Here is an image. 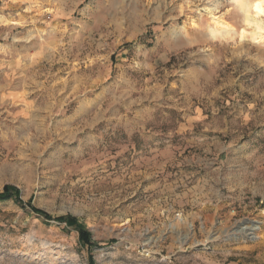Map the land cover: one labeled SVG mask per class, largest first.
<instances>
[{
  "label": "rangeland",
  "instance_id": "1",
  "mask_svg": "<svg viewBox=\"0 0 264 264\" xmlns=\"http://www.w3.org/2000/svg\"><path fill=\"white\" fill-rule=\"evenodd\" d=\"M243 19L234 0H0V193L22 204L0 202V264H264V41Z\"/></svg>",
  "mask_w": 264,
  "mask_h": 264
},
{
  "label": "clouds",
  "instance_id": "2",
  "mask_svg": "<svg viewBox=\"0 0 264 264\" xmlns=\"http://www.w3.org/2000/svg\"><path fill=\"white\" fill-rule=\"evenodd\" d=\"M242 10L244 13L243 25L248 30L247 36L245 31L239 29H235L234 32H238L240 39L247 38L253 43H261L264 41V0H253L251 3L244 4ZM209 38L213 41L232 40L236 36L210 32Z\"/></svg>",
  "mask_w": 264,
  "mask_h": 264
},
{
  "label": "trees",
  "instance_id": "3",
  "mask_svg": "<svg viewBox=\"0 0 264 264\" xmlns=\"http://www.w3.org/2000/svg\"><path fill=\"white\" fill-rule=\"evenodd\" d=\"M9 200H15L17 201V191L11 187H5L3 191L0 193V202L9 201ZM17 203L20 204L18 201ZM36 215L44 218L45 220H52L57 223H64L68 229L75 230L79 235V242L87 247L90 248L93 245V242L91 241L90 234L86 232L80 225L76 223V221L69 217H59V218H52L51 216L33 209L32 210Z\"/></svg>",
  "mask_w": 264,
  "mask_h": 264
},
{
  "label": "crops",
  "instance_id": "4",
  "mask_svg": "<svg viewBox=\"0 0 264 264\" xmlns=\"http://www.w3.org/2000/svg\"><path fill=\"white\" fill-rule=\"evenodd\" d=\"M191 119H193V121L191 122L190 120H188L187 118H185L184 122L182 123H179L178 126H177V129L175 130L176 133L180 132L181 128H185V129H188V128H191L193 127V123L196 121V118H195V115H191L190 117ZM146 129V127H145Z\"/></svg>",
  "mask_w": 264,
  "mask_h": 264
},
{
  "label": "bare ground",
  "instance_id": "5",
  "mask_svg": "<svg viewBox=\"0 0 264 264\" xmlns=\"http://www.w3.org/2000/svg\"><path fill=\"white\" fill-rule=\"evenodd\" d=\"M235 2H237L238 3V5L240 6V8H241V10H242V5H244V4H247V3H249V2H247V1H244V0H234ZM254 10V9H253ZM243 11V10H242ZM215 21V20H214ZM216 22V21H215ZM216 24H219V21L218 22H216ZM224 26V30H225V32H228V30L230 29V27H228V25H223ZM246 34V33H245ZM205 205H207V204H205ZM256 228V227H255ZM255 228H254V226H253V230H255ZM242 230H245V231H247V230H249V227H244V228H242V229H240L239 231H242ZM252 230V229H251Z\"/></svg>",
  "mask_w": 264,
  "mask_h": 264
}]
</instances>
